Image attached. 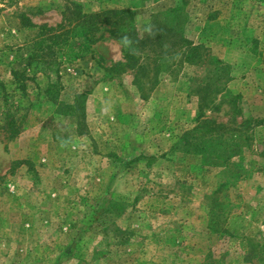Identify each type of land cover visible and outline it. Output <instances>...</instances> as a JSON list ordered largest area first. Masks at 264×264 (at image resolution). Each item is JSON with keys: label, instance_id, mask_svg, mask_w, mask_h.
I'll use <instances>...</instances> for the list:
<instances>
[{"label": "rangeland", "instance_id": "374dc122", "mask_svg": "<svg viewBox=\"0 0 264 264\" xmlns=\"http://www.w3.org/2000/svg\"><path fill=\"white\" fill-rule=\"evenodd\" d=\"M67 3L128 9L140 36L179 10L202 59L106 73L124 60L104 34L56 84L26 66L37 29L20 17L55 26ZM201 104L229 129L196 131ZM7 113L21 129L0 130V264H264V0H0V126Z\"/></svg>", "mask_w": 264, "mask_h": 264}, {"label": "trees", "instance_id": "16d2710c", "mask_svg": "<svg viewBox=\"0 0 264 264\" xmlns=\"http://www.w3.org/2000/svg\"><path fill=\"white\" fill-rule=\"evenodd\" d=\"M153 19L147 35L140 36L134 15L128 9H109L87 14L82 11L80 5L67 3L61 13L60 23L55 26L35 25L28 16L21 15L22 27L37 29L36 36L31 40L26 66H31L33 63L41 65L45 74L55 76L57 84L60 80L61 65L92 54L94 45L105 39L104 34L120 45L124 60L122 64L118 63L113 67L104 68L106 73L133 70L137 77L145 74L150 67L151 71L158 70L165 65L169 67V63H176L177 59L181 63L193 65L201 61V48L193 46L179 32L181 25L179 10H170L161 16H154ZM11 74L18 90L25 91V83L29 80L26 73L13 70ZM53 88L55 85L50 81L46 91L48 96ZM50 99L56 102L55 97ZM239 99V96L231 95L229 105L236 107ZM202 109L201 104L196 120V131L222 135L229 129L226 124L203 118ZM18 121L15 115L7 113L4 123L0 126V130L10 140L20 133L21 125ZM245 124L247 122L244 121L238 126L241 128ZM232 133L240 134L238 130H233ZM216 147L201 142L196 145L195 150L205 155L207 151L214 150Z\"/></svg>", "mask_w": 264, "mask_h": 264}]
</instances>
